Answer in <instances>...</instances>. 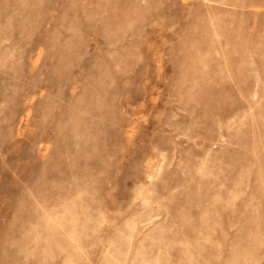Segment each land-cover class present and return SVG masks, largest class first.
<instances>
[{"label":"rangeland","instance_id":"374dc122","mask_svg":"<svg viewBox=\"0 0 264 264\" xmlns=\"http://www.w3.org/2000/svg\"><path fill=\"white\" fill-rule=\"evenodd\" d=\"M0 264H264V0H0Z\"/></svg>","mask_w":264,"mask_h":264}]
</instances>
